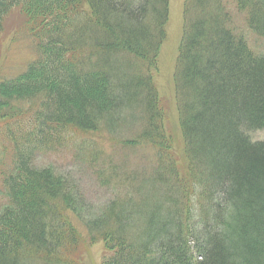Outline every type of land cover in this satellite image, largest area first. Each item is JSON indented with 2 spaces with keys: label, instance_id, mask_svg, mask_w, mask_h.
<instances>
[{
  "label": "trees",
  "instance_id": "obj_1",
  "mask_svg": "<svg viewBox=\"0 0 264 264\" xmlns=\"http://www.w3.org/2000/svg\"><path fill=\"white\" fill-rule=\"evenodd\" d=\"M169 4L0 0V33L21 10L38 52L25 72L0 81V119L7 121L0 131V264H75L83 237L73 217L82 218L91 243H104L102 264H264V140L247 135L264 131V56L244 34L264 38V0L185 1L175 73L184 170L167 151L152 74ZM125 123L140 124L128 142L153 147L162 168L154 185L140 181L99 215L66 176L35 166L36 157L68 144L69 132L108 139ZM116 171L107 168L110 180ZM187 183L200 188L201 212L212 214L197 263L182 228L189 211L179 195L184 185L191 193Z\"/></svg>",
  "mask_w": 264,
  "mask_h": 264
},
{
  "label": "rangeland",
  "instance_id": "obj_2",
  "mask_svg": "<svg viewBox=\"0 0 264 264\" xmlns=\"http://www.w3.org/2000/svg\"><path fill=\"white\" fill-rule=\"evenodd\" d=\"M185 1L170 0L166 39L161 46L156 67L152 71L160 104L165 113L164 127L169 141L167 151L171 158L178 162L177 166L183 168L182 170L189 167L177 108L175 73L183 37ZM238 27L240 30L244 29L241 22L238 23ZM30 31L31 25L21 10L13 11L4 21V28L0 33V81L17 77L37 59V43ZM244 34L250 49L255 54L264 56V38L251 32ZM5 123L7 121L0 119V131H3ZM139 132V123L135 125L125 123L118 128L112 138L108 139L104 132L96 136L69 132L71 134L67 135L69 143L56 151L36 157L35 166L51 167L58 175L66 176L82 193L90 213L99 215L112 200L121 195L123 196L119 199L124 198L127 193L134 194V189H137L140 181L141 184L146 182L148 187L155 183V171L162 168L156 157V150L151 146L128 142L136 139ZM247 135L253 142L264 140L263 130L249 131ZM3 146L0 137V151ZM109 164L118 172L113 180L109 179L110 173L107 172ZM102 172L100 180L95 173ZM103 179L112 182L108 184L103 182ZM187 185L192 188L191 193L184 185L187 191L179 195L180 201L189 211L188 219H183L182 228L185 232L187 250L193 257L192 262L197 263L201 260L203 223L208 221L212 214L201 212V206L202 204L205 206V201L200 188H196L197 185L193 183ZM70 221L83 237L76 252L75 264H102L106 254L104 243L90 242L82 218L79 221L73 217Z\"/></svg>",
  "mask_w": 264,
  "mask_h": 264
}]
</instances>
